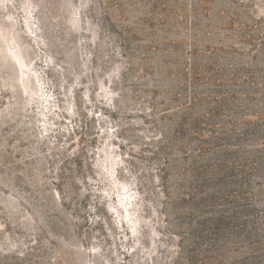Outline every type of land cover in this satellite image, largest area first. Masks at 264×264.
Listing matches in <instances>:
<instances>
[{
  "label": "rangeland",
  "instance_id": "1",
  "mask_svg": "<svg viewBox=\"0 0 264 264\" xmlns=\"http://www.w3.org/2000/svg\"><path fill=\"white\" fill-rule=\"evenodd\" d=\"M263 220L264 0H0V264H242Z\"/></svg>",
  "mask_w": 264,
  "mask_h": 264
},
{
  "label": "trees",
  "instance_id": "2",
  "mask_svg": "<svg viewBox=\"0 0 264 264\" xmlns=\"http://www.w3.org/2000/svg\"><path fill=\"white\" fill-rule=\"evenodd\" d=\"M68 111L70 113H72L73 109L69 108ZM242 216H243V219H242V231H245V229L250 226L251 220L249 219L248 215H246V214H242ZM262 226H264V220L262 222ZM242 264H264V260H262L260 258L251 257L250 259L245 260L244 262H242Z\"/></svg>",
  "mask_w": 264,
  "mask_h": 264
}]
</instances>
